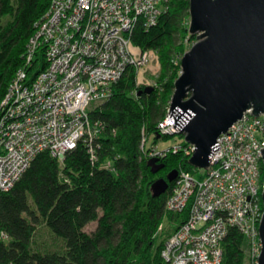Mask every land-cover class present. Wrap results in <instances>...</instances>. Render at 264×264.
I'll return each instance as SVG.
<instances>
[{
	"label": "trees",
	"instance_id": "obj_1",
	"mask_svg": "<svg viewBox=\"0 0 264 264\" xmlns=\"http://www.w3.org/2000/svg\"><path fill=\"white\" fill-rule=\"evenodd\" d=\"M50 4L0 0V103L24 67L36 23ZM168 7L154 25L138 22L131 33L135 46L158 54L155 84L138 83L137 71L128 66L113 83L111 96L90 107L88 133L63 161L39 153L15 185L0 194V232L7 235L0 239V264H172L162 251L188 214L165 208L175 180L157 196L153 185L158 178L168 180L174 169L194 172L195 167L182 149L161 156L148 152L173 136L162 133L158 122L167 114L181 70L178 58L196 37L188 31L189 0H172ZM46 64L41 47L27 70L33 76ZM94 221L96 229L86 231ZM42 226L59 245L37 242ZM247 246L244 235L229 227L220 264H247Z\"/></svg>",
	"mask_w": 264,
	"mask_h": 264
},
{
	"label": "built area",
	"instance_id": "obj_2",
	"mask_svg": "<svg viewBox=\"0 0 264 264\" xmlns=\"http://www.w3.org/2000/svg\"><path fill=\"white\" fill-rule=\"evenodd\" d=\"M170 1L51 0L29 40L25 65L0 103V194L15 185L39 153L47 151L62 162L88 133L90 107L111 96L113 83L128 66L139 73L151 63L155 51L135 46L131 33L138 22L154 25ZM41 47L46 67L31 76L27 66ZM169 112L158 128L174 135L180 130ZM243 116L216 139L220 147L204 173L200 167L197 175L178 171L165 208L188 215L162 251L172 264H220L231 226L246 238L248 264L258 263L264 116L251 110ZM144 143L143 135L142 149ZM170 149L191 155L195 146H154L148 154L161 156Z\"/></svg>",
	"mask_w": 264,
	"mask_h": 264
},
{
	"label": "water",
	"instance_id": "obj_3",
	"mask_svg": "<svg viewBox=\"0 0 264 264\" xmlns=\"http://www.w3.org/2000/svg\"><path fill=\"white\" fill-rule=\"evenodd\" d=\"M189 15L188 30L197 41L182 56L169 113L176 134L195 146L189 164L207 169L222 133L248 110L264 115V0H189ZM177 174L174 169L168 180L158 178L154 195ZM262 201L264 207V190ZM259 236L257 264H264V212Z\"/></svg>",
	"mask_w": 264,
	"mask_h": 264
},
{
	"label": "rangeland",
	"instance_id": "obj_4",
	"mask_svg": "<svg viewBox=\"0 0 264 264\" xmlns=\"http://www.w3.org/2000/svg\"><path fill=\"white\" fill-rule=\"evenodd\" d=\"M188 22L190 23V15H189V21ZM189 34H190V32H189ZM194 36L196 37V35H194ZM196 41H197V37H196L195 41L192 42V43L190 41H187L186 42L187 48L190 49V47ZM156 55L157 56H154L153 57V60L151 61V63L149 65L145 66L143 69H141L139 71V73H138V83H144L146 85H153V84H155V82L157 80V76L159 74V70H160V62H159L158 54L156 53ZM182 56L178 58L179 64H180V68H181V59H182ZM172 94H173V92H172ZM170 100H171V98H170ZM168 109L170 110V103H169V108ZM167 113H168V110H167ZM183 139L184 138H181V136L179 134H175V135L171 136L167 140H160V141H158L156 146L158 148H161V149L170 148L175 143H178V142L182 141ZM172 150L173 149H170V151H172ZM199 172L200 173H204L205 172V169H202L201 168V169H199ZM165 222L167 223V221H165ZM96 227H97V222H95V221L94 222H90L86 226L85 230L88 231V232H92L93 230L96 229ZM36 240H37L38 243L41 244V246L49 247V248H54L55 246L59 245L58 243L60 242L58 239L54 238V236L44 226H42V227L39 228V230H38V232L36 234ZM246 260H247V256H246Z\"/></svg>",
	"mask_w": 264,
	"mask_h": 264
},
{
	"label": "bare ground",
	"instance_id": "obj_5",
	"mask_svg": "<svg viewBox=\"0 0 264 264\" xmlns=\"http://www.w3.org/2000/svg\"><path fill=\"white\" fill-rule=\"evenodd\" d=\"M167 115V114H166ZM244 115V114H243ZM260 115H263V114H260ZM264 116V115H263ZM165 118V117H164ZM164 118L162 119V120H160V121H163L164 120ZM237 122V121H236ZM173 152H177V151H179V150H177V151H174V150H172ZM211 161V160H210ZM211 164V163H210ZM196 168V167H195ZM197 171V169H195V171L193 172L194 173V175H197L199 172H196ZM264 182V181H263ZM263 190L264 189H262V191H261V198H262V193H263ZM169 199V195H168V198H167V200ZM167 200H166V202H167ZM167 204V203H166ZM262 204H263V201H262ZM165 207H166V205H165ZM1 233H4V232H0V239H6L7 238V235H6V233H4V237H2L1 236Z\"/></svg>",
	"mask_w": 264,
	"mask_h": 264
}]
</instances>
